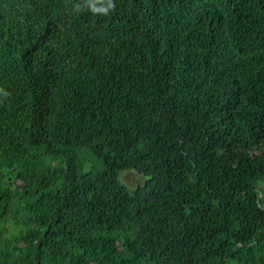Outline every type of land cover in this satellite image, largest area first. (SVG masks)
Masks as SVG:
<instances>
[{"label": "trees", "instance_id": "trees-1", "mask_svg": "<svg viewBox=\"0 0 264 264\" xmlns=\"http://www.w3.org/2000/svg\"><path fill=\"white\" fill-rule=\"evenodd\" d=\"M81 2L0 0V264H264V0Z\"/></svg>", "mask_w": 264, "mask_h": 264}, {"label": "rangeland", "instance_id": "rangeland-1", "mask_svg": "<svg viewBox=\"0 0 264 264\" xmlns=\"http://www.w3.org/2000/svg\"><path fill=\"white\" fill-rule=\"evenodd\" d=\"M83 153L84 158L82 160V170L86 171L96 167L98 161L95 160L88 151L84 150L82 154ZM120 179L126 184L129 190H132L137 186V184L143 181V176H141L135 170L130 169L122 171L120 174ZM144 179L146 178L144 177Z\"/></svg>", "mask_w": 264, "mask_h": 264}, {"label": "clouds", "instance_id": "clouds-1", "mask_svg": "<svg viewBox=\"0 0 264 264\" xmlns=\"http://www.w3.org/2000/svg\"><path fill=\"white\" fill-rule=\"evenodd\" d=\"M84 6L87 7L88 11L94 15H109L110 11L115 9V4L113 0H82L80 4L76 5V8L80 11H83ZM0 93H3V90L0 89ZM7 95V93H3Z\"/></svg>", "mask_w": 264, "mask_h": 264}]
</instances>
